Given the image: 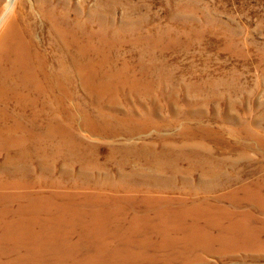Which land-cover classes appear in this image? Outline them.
<instances>
[{
	"label": "rangeland",
	"instance_id": "374dc122",
	"mask_svg": "<svg viewBox=\"0 0 264 264\" xmlns=\"http://www.w3.org/2000/svg\"><path fill=\"white\" fill-rule=\"evenodd\" d=\"M19 1L0 264H264V0Z\"/></svg>",
	"mask_w": 264,
	"mask_h": 264
},
{
	"label": "bare ground",
	"instance_id": "6f19581e",
	"mask_svg": "<svg viewBox=\"0 0 264 264\" xmlns=\"http://www.w3.org/2000/svg\"><path fill=\"white\" fill-rule=\"evenodd\" d=\"M8 7L9 8L11 7L12 10H13V14L9 18L10 19L14 18L18 25H21V26H27V24L33 25L32 23H30V21H31L30 19L25 20V17L27 16L26 14H24V16L22 17V13H24L22 11H24L26 9V6L22 2H20L19 0H10V2L8 4ZM52 26L53 27L58 26L60 29L64 27L58 21H53L52 22ZM74 39H75L74 47L77 48V47H79V44H80V40H79L78 35H75ZM6 70H7V68H5L4 71H6ZM173 215L176 216L177 214L176 213L175 214L174 213L171 214V213L165 211L161 215V221H162L161 223L162 224H168L169 220L173 219L172 218ZM165 226H167V225L159 226V228H162V227H165ZM160 232H161V235H162L163 239H167L170 236V234H172V233L180 234V231H174V230L169 229V228H163L162 230L160 229Z\"/></svg>",
	"mask_w": 264,
	"mask_h": 264
}]
</instances>
